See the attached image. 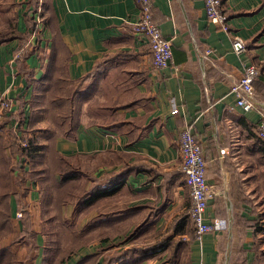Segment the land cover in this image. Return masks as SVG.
<instances>
[{
	"label": "crops",
	"instance_id": "crops-1",
	"mask_svg": "<svg viewBox=\"0 0 264 264\" xmlns=\"http://www.w3.org/2000/svg\"><path fill=\"white\" fill-rule=\"evenodd\" d=\"M51 1V12H42L39 0L32 13L35 21L40 11L49 19L46 42L32 37L28 56L19 58L16 53L26 48L20 40L0 45V95L5 92L14 100L0 126V191L10 172L13 223L17 220L20 229L23 209L30 213L32 228L42 221L41 214L31 211L36 203L41 206V193L20 143L35 136L66 156L83 154V168L96 177L146 163L147 171L132 172L118 188L130 193L118 202L142 207L139 212H147L154 232L163 233L158 238L171 240L166 248L148 252L152 259L132 264H217L219 251L227 264H264V139L257 135L264 119V0H222L232 33L208 19L204 0H152L154 20L172 42L173 62L162 69L152 67L149 43L133 32L140 10L136 0ZM234 35L245 40L243 54L232 48ZM206 49L212 52L206 54ZM250 62L260 74L254 84L256 108L246 111L230 87ZM27 72L35 82L28 83ZM75 91L82 95V111L73 137L50 133L55 140H49L43 132L47 117L29 127L34 94L68 98ZM184 129L198 139L207 164L211 195L206 219L222 220L220 229L200 239L181 168ZM110 153L122 154L117 158L121 162L97 167L95 160ZM162 173L173 175L164 180ZM20 176L25 179L18 182ZM102 181L101 193L107 183ZM110 187L106 185L108 191ZM39 245L34 264L44 259V245Z\"/></svg>",
	"mask_w": 264,
	"mask_h": 264
},
{
	"label": "trees",
	"instance_id": "trees-1",
	"mask_svg": "<svg viewBox=\"0 0 264 264\" xmlns=\"http://www.w3.org/2000/svg\"><path fill=\"white\" fill-rule=\"evenodd\" d=\"M28 2H29L28 5L31 6V8L33 9H29L27 12L26 30L24 32H17L15 31V29L11 27L10 22H9L10 24H7L5 22L3 29H0V45L18 39L22 43V41H25L34 32L36 33L37 23L35 22L32 13H34L35 11L34 7L36 9V5L39 2V0H29ZM51 4H52L51 0H42L41 11L44 13L45 11L51 12L52 11ZM42 17L45 18V20H43L44 24L45 23L49 24V19H46L44 15ZM51 18H53V14H51L50 20ZM6 29H8L7 32ZM29 49L30 48L28 47L21 49V56L27 57L29 54L28 53ZM257 79L258 78H256V80ZM256 80L254 81V84ZM31 82H35V80L31 78L30 74H28V83L31 84ZM30 103H31V113L28 124L30 128H35V124H37L38 121L44 120L47 117L49 124L46 128L43 129V132L44 134H47L49 140H52L54 142L55 140L54 138L59 134H62L68 138L74 136L78 124L80 123V114L82 111V95L81 93H79V91H75V93L69 96L68 98L59 97V96L54 97L50 94L48 95L34 94V96H32L30 99ZM52 103L60 107V109L56 111L53 110ZM92 114L97 115L98 113H92ZM17 119H18L17 120L18 124L21 126L22 123L24 122V117L22 116V113L18 115ZM4 120L0 121V126L3 125ZM53 124H56L57 128H54L52 126ZM50 133H54L55 137H51ZM34 137L35 136L31 138L23 137L22 142H25L26 145H22L21 148L23 152L26 153L31 159L32 162L31 177L33 183L39 187L41 193L42 210H44L45 206H47L49 202H54L55 204H57V207L59 208L67 206L69 201V200L67 201V196L69 198V195L77 196V200L75 204L74 202L69 201L73 204L74 207L75 206L83 207L86 204L92 206L93 203L99 202L102 199L101 197L107 196L108 193L113 195L114 192L117 191L118 188L122 185L121 181L124 180L132 172H143L148 170L146 163H141L136 165L126 164L123 165L119 170H112L106 172L103 178H106V180H108L109 182L114 180L115 182H117L116 184L117 186L116 187H114L115 185L111 186L110 191L106 189L105 191L107 193L104 192L105 195L101 194L102 195L101 196V195H97L98 194L97 193L96 197L95 196L94 197L98 199L95 200L94 197H92L91 195L96 193V190L100 185V182H98L100 179L99 177L93 175L92 172L88 170V168L86 169L83 168L84 167L83 154H74V155L66 156L56 151V149H54L53 143L47 144L42 142L40 139ZM114 154L117 155L112 156L110 153V155L106 158H103V160L96 159L95 160L96 166L98 167V165L100 164L113 165L115 162H121L117 158L119 157L120 159H122V154H118V153H114ZM90 163L92 162L90 161ZM162 175H164V180H167L172 177L173 173L170 174L162 173ZM19 178L25 179L24 177L21 176ZM80 179L83 180L82 183L84 184L83 188H81V183L80 185H77V181H79ZM172 179L174 180L175 178L173 177ZM19 181L20 179L18 180V182ZM9 182H10V172L6 177H4L3 189H2L3 191H0V238L8 234L10 235L11 231L13 233L15 229V225L13 223L12 215H11L12 207L10 203L11 192H9L8 190V188L10 187V185H8ZM89 183L91 184L90 186ZM80 190H83V194L78 195L77 192ZM135 208H139L136 209V211H138L141 210L142 207H135ZM72 214L74 215V212H72ZM41 218H42V222H44L45 220H50L49 219L50 217H46L45 215L41 216ZM62 222L65 226L66 234L72 235L73 237L71 238V240H73L74 242L73 248L80 245L81 242H83L82 237L85 231L83 230L76 231L75 225L73 223H69L68 221H65L64 219L61 221V223ZM69 224L70 225L72 224L73 226H69ZM115 226L116 225H114V229ZM119 228L122 229L123 227L120 226L117 229ZM136 230H138V228H136ZM104 232H107V230L105 229L102 231V233ZM17 235L18 236L14 238L12 242L13 243L23 242L27 244L28 251L26 252V255L22 258H19L18 260H15L14 254L11 253V250L7 246L0 247V264H18V262H21V264L34 263V258L40 247L37 241L38 232L34 231V228H32L29 218L23 217V214L20 217V229ZM162 237L158 238L156 241L149 244V247L145 249L147 253L160 251L169 245L171 237L168 238L167 237L162 238ZM125 238L126 239L121 242L125 243L131 237L129 235ZM59 241L60 239L56 240V247L54 245L44 246L43 249L44 259L42 261V264H63L72 256L71 251L66 253L64 249L58 248ZM139 250L140 247L132 246V248L128 247L127 249H123L122 251L108 253V254H111L110 260H114V259L123 260V258L126 257V255H129L132 252L134 254L135 253L137 254L139 253ZM92 258H96L95 263L100 264L99 260L97 261L98 256H96L95 254L88 256L86 259H84L78 264H90ZM140 260L136 259V262Z\"/></svg>",
	"mask_w": 264,
	"mask_h": 264
},
{
	"label": "rangeland",
	"instance_id": "rangeland-1",
	"mask_svg": "<svg viewBox=\"0 0 264 264\" xmlns=\"http://www.w3.org/2000/svg\"><path fill=\"white\" fill-rule=\"evenodd\" d=\"M28 1L29 0H0V29H3V26L5 25L6 22L7 24L11 23V27L15 29V31L23 32L24 19H26V16L24 18V13H26V11H28L29 9H33L30 8L31 6L28 5L29 4ZM42 16L43 15L41 11L36 15L37 18V20L35 21L37 23L36 33L34 32L29 38H27L25 41H22L23 43L22 47L29 46L28 48L31 49V47H33L32 37L34 41H37L39 39L40 41L38 40V42H40V44L43 43L44 39H47L46 33H48V29L45 27V24L43 22L45 18ZM20 29H22L23 31H20ZM7 31L8 29H6V32ZM39 34H40V38L38 37ZM34 48H36V46ZM40 48L41 47H38L37 49L40 50ZM2 93L5 94V92ZM83 165H84V160H83ZM103 177L104 175H100L99 176L100 180L98 182L104 183L102 180H106V178ZM79 181H77V185H80L81 183V188H83L84 186V184H82L83 180L80 179ZM125 181L126 178L121 182L124 183ZM116 184L117 182H115L114 180L110 182L107 180L106 183V185L109 186H114ZM106 185L101 186V189H104V192H106L105 191ZM98 191L99 189L97 188L96 193L91 196L96 197L97 193H98L97 195H101V194L105 195L104 192L101 193ZM77 194L78 195L83 194V190L78 191ZM70 196L71 195H69V198L67 196V201L69 200L71 202H74L75 204L77 200V196H71V197ZM127 196H130V193L128 191L123 190L121 193L120 189H118L117 192L115 191L113 195L108 193L107 196L101 197L102 199L100 198L101 200L97 203H93L92 206L86 204L83 207L82 206L74 207L73 204L68 201L67 206L59 208L57 207V204H55L54 202H49L48 205L45 206L44 210H42L41 206L36 203L35 209L31 211L38 213V215L41 214V216L45 215L46 217H50L49 218L50 220H45L44 222L39 220V224H37L34 229V231L42 234L39 237L40 240L39 243L43 244L44 246L54 245L56 247V240L60 239L58 248L64 249L66 253L71 251L72 256L67 260L68 262L70 260H73L71 264H78L84 259H86L88 256L94 254L98 256L97 261L101 258L100 264H132L133 262L136 261V259L139 260L152 259L154 254L147 253L145 249L149 247L150 243L156 241L158 237H160L163 233L154 232L155 231L153 229L154 226L149 224V218L147 220L146 211L140 213L139 210L136 211V209L139 208H131L129 207L128 204L125 203H123V205L121 206V204L118 201L121 200L122 198L124 200L125 198H127ZM95 197L94 199L97 200L98 198ZM72 212H74V215L72 214ZM21 213L23 214V217H27V218L31 217L29 211L26 209H23ZM61 218H63L65 221H68L69 223H73L76 227V231L79 230L85 231L82 237L83 242H81V244L76 246L75 248H73L74 242L73 240H71V238L73 237L72 235L66 234L65 226L63 222L61 223L63 219ZM141 223H143L144 225H141ZM14 225H15V229L13 233L11 231L10 235L8 234L0 238V247L7 246L11 250V253L14 254L15 260H18L19 258L23 257L25 253L28 251V246L23 242L22 243L12 242L13 239L16 238L18 236L17 234L19 233V223L17 222V220L15 221ZM114 225H116L115 229H114ZM69 226H73V225L69 224ZM120 226L123 228L117 229ZM141 226L144 227L140 228ZM136 228H138V230H136ZM105 229L107 230V232L102 233V231ZM194 233H195V226H194ZM129 235L131 237L129 240H127L125 243L121 242L125 240L126 239L125 237ZM132 246L140 247L139 253L134 254L132 252L129 255H126V257H124L123 260L122 259L110 260L111 254L108 253L119 252L122 251L123 249H127L128 247L132 248ZM95 259L96 258H92L90 264H96Z\"/></svg>",
	"mask_w": 264,
	"mask_h": 264
},
{
	"label": "built area",
	"instance_id": "built-area-1",
	"mask_svg": "<svg viewBox=\"0 0 264 264\" xmlns=\"http://www.w3.org/2000/svg\"><path fill=\"white\" fill-rule=\"evenodd\" d=\"M136 1L140 10L139 17L133 24V32L149 43L152 53V67L154 69L168 67L173 62L172 42L163 35L160 26L154 20L152 0ZM204 3L208 19L217 24L222 30L231 32L228 15L223 9L222 0H204ZM232 48L236 54H243L247 50L245 40L239 35H234L232 37ZM205 52L209 54L212 50L206 49ZM20 56L21 51L16 53V58ZM259 74L258 65L250 62L244 67L241 77L230 87L231 93L236 95L237 104L246 111L256 108L254 81ZM13 107V98L6 93H2L0 95V121L8 116ZM257 135L264 139V119L257 126ZM20 143L21 146L26 145L25 142L21 141ZM180 151L184 181L191 194L190 215L195 226V236L200 239L204 234L220 229L222 220L218 217L210 221L206 219L208 199L211 195L205 175L207 164L202 146L190 129H184L180 133ZM21 215L22 213L19 212L18 217H21ZM224 259L225 255L222 251H219L217 264H227Z\"/></svg>",
	"mask_w": 264,
	"mask_h": 264
}]
</instances>
